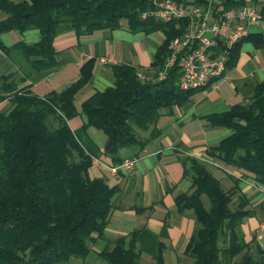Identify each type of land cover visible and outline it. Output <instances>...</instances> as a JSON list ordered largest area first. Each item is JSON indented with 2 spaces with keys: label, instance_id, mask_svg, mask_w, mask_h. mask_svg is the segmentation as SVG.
Here are the masks:
<instances>
[{
  "label": "trees",
  "instance_id": "1",
  "mask_svg": "<svg viewBox=\"0 0 264 264\" xmlns=\"http://www.w3.org/2000/svg\"><path fill=\"white\" fill-rule=\"evenodd\" d=\"M200 2L201 0H193ZM224 7L250 3L257 7L264 26V1L219 0ZM260 2V4H257ZM257 4V5H255ZM154 8L152 0H0V33L37 29L33 43L18 41L0 50L11 60L16 51L25 68L21 78L7 81L0 75V264H70L93 253L106 264H141L135 246L136 230L108 239L104 227L117 187L102 177L89 178L91 158L75 140L67 120L76 115L75 94L91 79L93 60L79 66V77L60 92L33 94L24 83L32 73L57 67L53 38L64 31L88 34L97 29L124 27L130 32H159L162 41L153 54L147 74L139 80L127 64L110 66L111 86L95 91L81 102L82 128L105 135L103 154L118 163L121 148L138 145L133 128L144 131L162 114L191 99L209 85L180 89L173 65L155 80L172 37L183 32L181 20L160 21L140 17ZM123 22V24H122ZM264 46L261 32H248L227 52L226 68L234 65L241 42ZM209 126L230 130L206 155L250 173L262 183L264 176V79L255 84L248 101L202 117ZM241 151L240 154L237 152ZM188 190L174 197L175 210H190L194 221L183 254L190 264H263L237 242L234 228L246 216L245 199L236 185L222 189L193 157L180 159ZM236 200L233 201V196ZM202 197L206 199L203 201ZM206 203V204H205ZM161 244L154 264H164ZM256 256V255H255Z\"/></svg>",
  "mask_w": 264,
  "mask_h": 264
},
{
  "label": "crops",
  "instance_id": "2",
  "mask_svg": "<svg viewBox=\"0 0 264 264\" xmlns=\"http://www.w3.org/2000/svg\"><path fill=\"white\" fill-rule=\"evenodd\" d=\"M4 17V12L0 11V19ZM249 32L264 35V26L262 23L251 26ZM37 39V29L0 33V41L6 47L18 41L33 43ZM161 41L159 32H130L124 27L97 29L88 34L67 30L57 34L52 41L57 67L34 72L24 83L37 96L50 91L60 92L79 77L78 69L84 61L93 60L91 79L75 94L76 115L67 120V125L91 158L88 177H102L109 186L117 187L104 227L106 238L136 230L135 246L140 259L153 260L158 244L162 245V258L169 254L177 256V260L185 257L183 249L194 221L190 210L176 212L173 199L189 186V181L182 177L180 159L193 157L219 181L222 189L236 185L243 194L246 201L243 209L247 214L234 228V233L238 244L247 245L248 252L254 257L259 255L262 261L264 252L257 227L264 222V176L262 183H258L250 173L206 155L205 149L216 145L230 130L209 126L202 117L248 101L255 84L264 79V46L254 47L248 41L241 42L234 65L226 68L220 77L209 80L206 88L194 92L188 102L174 106L170 114L160 115L146 130L133 128L137 139L144 144L121 148L118 153L120 158L137 157L131 170L110 173L95 163L96 160L111 161L103 154L105 135L93 127L82 128L81 102L95 91L112 85L111 65L127 64L150 74L149 64ZM11 56L14 62L0 50V75L10 74L7 81L21 78L19 66L25 68L16 51ZM5 104V101L1 102L0 108Z\"/></svg>",
  "mask_w": 264,
  "mask_h": 264
},
{
  "label": "built area",
  "instance_id": "3",
  "mask_svg": "<svg viewBox=\"0 0 264 264\" xmlns=\"http://www.w3.org/2000/svg\"><path fill=\"white\" fill-rule=\"evenodd\" d=\"M152 3L154 8L142 12L141 18L150 15L164 22H185L183 32L169 41V52L155 78L162 79L166 71L175 65L179 71L177 85L180 89L197 88L212 78L220 77L226 69L228 49L243 38L251 26L261 23L257 7L251 4L226 8L219 0H152ZM135 76L141 81L149 79L141 69H135ZM136 160V156H130L122 158L118 163H104L100 160L95 163L110 173H117L131 170ZM257 229L264 252V222L259 223Z\"/></svg>",
  "mask_w": 264,
  "mask_h": 264
},
{
  "label": "rangeland",
  "instance_id": "4",
  "mask_svg": "<svg viewBox=\"0 0 264 264\" xmlns=\"http://www.w3.org/2000/svg\"><path fill=\"white\" fill-rule=\"evenodd\" d=\"M258 1H264V0H258ZM250 4V3H247ZM257 4H260V2H257ZM255 4V5H257ZM203 201H205V198L202 197ZM206 204V203H205ZM141 264H154L153 260H145V259H139ZM164 264H190L191 259L188 258V256L185 255V257H181L179 260H177V256L173 257L171 254L168 256L165 255L163 258ZM70 264H106L101 259H98L93 253H90L85 260L81 261L80 259H72Z\"/></svg>",
  "mask_w": 264,
  "mask_h": 264
}]
</instances>
